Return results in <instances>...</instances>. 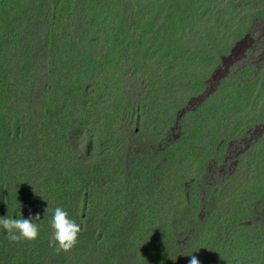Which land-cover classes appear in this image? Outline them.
<instances>
[{"label": "rangeland", "instance_id": "374dc122", "mask_svg": "<svg viewBox=\"0 0 264 264\" xmlns=\"http://www.w3.org/2000/svg\"><path fill=\"white\" fill-rule=\"evenodd\" d=\"M47 1L37 86L60 66L59 43L75 29L71 0ZM110 3L86 28L89 41L97 37L87 62L93 75L68 86L74 131L51 152L61 164L56 178L72 181L79 198L92 194L88 204L106 225L99 261L81 249L75 264H110L109 232L137 219V264L153 253L154 232L174 235L186 253L209 231L225 264H264V0ZM25 112L13 124L26 122ZM43 173L44 182L55 177Z\"/></svg>", "mask_w": 264, "mask_h": 264}, {"label": "trees", "instance_id": "16d2710c", "mask_svg": "<svg viewBox=\"0 0 264 264\" xmlns=\"http://www.w3.org/2000/svg\"><path fill=\"white\" fill-rule=\"evenodd\" d=\"M110 2L93 0L92 8H88L86 4L89 0H71L69 14L75 26L73 37L69 43L65 37L59 43L61 67L50 64L51 76L47 79L43 75L44 83L37 86L42 75L36 66L39 60L34 54L38 49L37 42L41 39L40 32L46 28V24L49 26L47 15L52 4L47 0H39L37 4L34 0L29 7H25L19 0H0V145L4 149L0 153V217L19 218L21 214L25 218L36 214L41 217L36 222L40 226V235L35 242L12 243L7 239L6 231L0 228V264H75L77 258L74 253L81 249H88L99 261L96 243L97 239L103 237L106 225L98 222L95 206L91 208L88 204L92 194L81 190L84 197L79 198L71 193V187L67 186L69 180L64 179L66 176H62L64 180L56 178V173L61 174V164L54 161L51 152L62 141V144H68L65 138L74 131L75 126L67 130L71 124L67 119L70 114L68 86L80 81L83 75H93L94 67L87 62L97 37L89 41L86 28L89 30L94 21L99 22V15L113 4ZM51 17L54 20L53 15ZM47 93L49 95L43 98ZM25 111H31L29 119L24 122L17 118V125L13 124L14 117L25 114ZM13 128L16 132L9 137ZM48 129L54 131L55 139L54 136H47ZM46 169L55 172V177L44 182L45 179L41 177ZM56 207L64 208L81 227L79 243L69 253L58 254L49 247L52 234L50 220ZM140 211V206H137L135 212L140 215ZM141 221L126 220V229L124 226L109 232L108 239L114 241L109 251L112 259L107 263L137 264V238L144 235L138 231ZM97 222L102 224L103 229L95 234ZM160 225L163 230L164 225ZM154 233L150 234L155 237L154 250L144 264H190L192 256L200 264H225V248L218 246V241L211 237L210 231L208 235L199 236L198 243L195 245L194 242L186 253L180 251L174 235L166 239L165 235L157 236L159 233ZM215 241L217 246H213Z\"/></svg>", "mask_w": 264, "mask_h": 264}, {"label": "clouds", "instance_id": "9594fccd", "mask_svg": "<svg viewBox=\"0 0 264 264\" xmlns=\"http://www.w3.org/2000/svg\"><path fill=\"white\" fill-rule=\"evenodd\" d=\"M48 208L45 209L47 213ZM39 214L25 218L23 214L19 218L10 216L0 217V228L7 233V239L12 243L35 242L40 235ZM52 234L49 238V247L59 254L71 252L79 243L81 227L70 218L69 213L62 207H56L50 220ZM190 264H200L199 260L192 256Z\"/></svg>", "mask_w": 264, "mask_h": 264}]
</instances>
